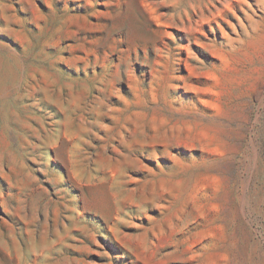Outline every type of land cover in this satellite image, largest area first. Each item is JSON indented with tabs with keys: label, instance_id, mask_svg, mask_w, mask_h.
<instances>
[{
	"label": "rangeland",
	"instance_id": "obj_1",
	"mask_svg": "<svg viewBox=\"0 0 264 264\" xmlns=\"http://www.w3.org/2000/svg\"><path fill=\"white\" fill-rule=\"evenodd\" d=\"M0 264H264V0H0Z\"/></svg>",
	"mask_w": 264,
	"mask_h": 264
}]
</instances>
